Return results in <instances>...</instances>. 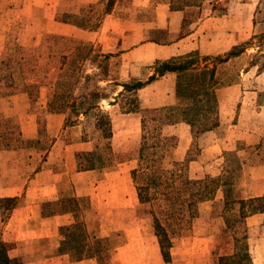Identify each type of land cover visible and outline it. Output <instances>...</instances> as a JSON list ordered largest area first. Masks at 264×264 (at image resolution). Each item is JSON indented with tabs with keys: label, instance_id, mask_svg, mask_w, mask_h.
Instances as JSON below:
<instances>
[{
	"label": "rangeland",
	"instance_id": "374dc122",
	"mask_svg": "<svg viewBox=\"0 0 264 264\" xmlns=\"http://www.w3.org/2000/svg\"><path fill=\"white\" fill-rule=\"evenodd\" d=\"M161 2H169L170 9L185 10L179 26H168L167 9ZM38 4L40 14L45 8L46 16L55 9L61 21H71L79 30L71 36L40 34L37 45H22L16 37L9 39L0 61V97L19 89L29 92L28 100L18 103L23 107L29 103L28 113L37 114L39 140L32 144L21 137L20 115L16 113L0 120V147L22 148L19 154L25 158L31 157L29 152L35 147L39 149L33 154L37 160L57 137L90 141L91 150L76 154L77 170L98 169L99 173L82 178L85 186L95 179L97 182L87 188L94 195L85 197L80 217L87 221L95 217L144 218L130 224L120 221L119 242L112 239L113 244L126 248V232L136 231L135 248L138 250L139 244L145 251L129 256L125 264H238L239 250L243 252L245 244L253 264H264V221L249 228L238 218V205L225 206L224 193H220L229 187L228 200H235L264 192V0H40ZM157 14L165 26L151 29L149 41L159 39V43L170 44L171 37L194 33L183 43L172 45L166 59H117V38L132 33L125 44L143 40L147 28L140 31L139 25H156ZM39 21L35 16L25 20L24 26L33 30L32 40L40 28ZM188 60L193 61L191 69L180 77L171 71L176 73L173 96H161L169 88L165 80L152 90L157 91L156 101H152L149 90L123 88L119 96L115 95L119 89L116 84L131 87L137 81L145 83L162 62ZM205 68L207 84L202 87L199 76ZM209 70L214 76L210 81ZM203 88L210 94L204 97L201 93L202 106L190 108L195 103L192 90ZM57 93L63 97L56 100ZM157 103L165 104L153 105ZM129 111L137 113L135 118L126 117ZM183 113L195 119L189 157L205 142L196 137L206 131H214L209 138L221 139V146L235 149L201 162L206 168L189 174L187 160L172 157L176 137L164 135L161 129L163 124L180 121ZM101 117L110 119L115 145L112 135L105 137L98 127ZM110 169L129 173V186L135 194L132 210L123 207L128 202L121 194L122 188L126 191L124 178L111 180ZM198 179L206 180L209 188L216 185L214 192L199 199L203 186L192 182ZM138 190L144 202L139 201ZM99 200L120 207H96ZM11 204V199L0 201L4 208ZM196 217L204 221L195 223ZM226 218L231 224H224ZM148 227L159 254L151 251L149 242L145 246ZM110 228L111 224L105 226L103 232ZM207 232L215 234L213 241L197 240ZM160 245L166 263L160 257ZM237 251L239 256L231 258ZM117 256L114 260L120 264L122 256L120 260ZM241 264L250 263L242 259Z\"/></svg>",
	"mask_w": 264,
	"mask_h": 264
},
{
	"label": "crops",
	"instance_id": "0c3cea01",
	"mask_svg": "<svg viewBox=\"0 0 264 264\" xmlns=\"http://www.w3.org/2000/svg\"><path fill=\"white\" fill-rule=\"evenodd\" d=\"M39 1L0 0V61L3 59V55L7 49V42H9L11 37H16V40L22 45H30L31 43L37 45L40 34L49 33L71 36L76 30H79L75 23L68 20L61 21L55 9L47 16L46 8L40 14V9L38 8ZM161 4L167 9L166 15L168 21L166 23H168V26L172 25V23L179 26L184 17L185 10L170 9L169 2H161ZM32 16L40 20L38 23L40 28L34 40H32V36L30 35L33 30L24 26L26 18H31ZM156 19V25H139L138 30L140 31L141 27L147 28L145 31L143 30V33L146 35L143 40H139L135 44L124 43L125 39L127 40L132 36V33H125L121 38H117V59L123 60V62L125 58L128 59L127 62L166 59L169 57L168 51L173 48L172 45L183 43L194 33H184L178 39L171 37L169 38L170 44L159 43L161 42L159 39H157L159 42L149 41L151 29L165 26L163 18L159 14H157ZM80 31L82 30L80 29ZM228 61L229 59L224 61V63ZM175 78L176 73L168 71L152 81L143 84L141 87L132 89V91L149 90L152 101H156L158 99L156 96L157 91L152 92V90L156 89L157 83L165 80L169 84V88L161 96L170 97L175 94ZM116 86L119 89H117L115 95L119 96L118 93L123 90V86L120 84H116ZM28 98L29 92L26 89H19L1 96L0 120L18 113L20 115L18 123L21 137L26 141L32 142V144H38L39 125L37 123V114L28 113L29 103H25V107L18 103V101L24 102ZM113 100L115 101V99ZM162 104L165 103L153 105ZM54 115V113H48V116ZM136 115L137 113L134 111L126 113L127 118H135ZM161 129L164 135L176 137V145L172 149V157L175 161L187 160V169L189 174L192 175L198 174L200 169L202 172L206 168V165L204 164L203 167L201 162L205 163L208 160L216 158L224 150L235 149V146L231 148L221 146L219 144L221 143V139L213 140L209 138L214 134V131H206L196 137L198 140L205 142L199 145L197 154L189 157L188 150L193 142L191 125L185 121H177L175 123L163 124ZM111 139V143L115 145L117 140L114 133ZM49 144L48 148L43 151L41 159L38 158L37 160L34 158V155H36L34 152H37L39 149L35 147H32L31 152H29L31 154L30 158H25L19 154L23 151L22 148H14L9 145L2 146L3 144L0 147V201L11 199L13 203L7 208L0 205V243L10 245V248L7 250V257L11 260V263L116 264L114 257L118 255L117 258L119 260L122 256V261L120 262L125 264L128 260L127 258L136 255L137 251L141 255L145 250L139 244H137L138 250L135 248L137 243L136 231H131L132 234H130V231L126 232L128 233L126 234L127 241H129L126 248L122 247L121 243L113 244L112 239L114 238L119 242L121 237L119 235L120 221L130 224L135 220L144 221V218L128 217L119 220V217L104 219L95 217L89 218L87 221L80 217V211L84 210L85 197L89 194L94 195V192H87V188H93L95 182H97L96 179L94 182L89 180L88 182H92V184L85 186L82 178L83 176L96 177L99 173L98 169L77 170L76 154L79 151L91 150L90 141L78 138L67 140L63 137H57L51 140ZM109 172L111 173V180L124 178L126 191L122 188L121 194L123 200H127L128 202L125 204L127 206L123 207L132 210L135 205V194L129 186V173L127 171L112 169ZM220 193L223 195V191ZM95 195L97 196V194ZM260 195H264V192L255 195H243L240 198H250ZM109 205L108 202L99 200L96 207L107 208ZM90 207L92 208V206ZM110 207L118 208L120 205L111 204ZM193 221L198 223L199 221H204V219L196 217ZM263 221L264 213L262 212L253 213L244 218V222L251 229ZM109 224H111V228L107 229V232H103V230H106L104 229L105 226ZM88 225H91V229L95 231L92 232ZM147 230L150 232L149 227ZM148 232L144 233L145 246L149 242L151 251H155L154 238L151 232ZM130 235L131 238L129 239ZM214 239L215 234L212 232H207L202 237H197L198 241L202 240L207 243ZM121 248L123 249L120 250ZM156 253L159 254V249L155 251V255ZM160 257H162L164 263L167 262L162 255ZM156 259L159 262L158 255ZM251 263H254L252 257Z\"/></svg>",
	"mask_w": 264,
	"mask_h": 264
},
{
	"label": "trees",
	"instance_id": "16d2710c",
	"mask_svg": "<svg viewBox=\"0 0 264 264\" xmlns=\"http://www.w3.org/2000/svg\"><path fill=\"white\" fill-rule=\"evenodd\" d=\"M192 64H193L192 60H188V61H185L183 63H178V64H170L167 61L162 62L161 66H159L158 69H155L154 73L151 74L147 78L145 83H148V82L152 81L153 79H155L156 77L163 75V73L165 71H176V72H178V76L180 77L184 72L191 69L190 66ZM207 70L208 69L205 68L204 73L201 74V77L199 76L200 80L202 81V84H201L202 87H205V85L207 84L206 83V73H207L206 71ZM209 71H210V76L208 78L210 81V80L214 79V76H213V70H209ZM145 83L137 81L131 87H129L127 84H122V86L125 90L127 88L136 89V88L141 87ZM179 84L180 83H177V88H176L177 94H179V92H180V85ZM201 93L203 94L204 97H207L210 94L208 88H203L202 90L201 89L192 90V98L195 99V103H193L192 104L193 106L191 105L190 108H194V110H196L197 107L202 106L201 104H203V100H200V98H199V97H201V95H200ZM61 97H63V94L57 93V95H55L56 100L61 99ZM200 101H201V103H199ZM178 120L185 121V122L189 123L191 125V127H194L195 119H193V116L189 117V116H187L186 113H183V115ZM170 121H172V120H170ZM98 127H100L102 129L105 137H107V138L111 137V135H112L111 121L109 118L101 117V119H99ZM205 129L203 128V130H205ZM133 173H134V171H133ZM192 182L197 184V185L203 186V188H202L203 192H201V190H200L198 193L199 199H203L205 197H208L207 195H209L211 192L213 193L214 190L216 189V185H215V188H214V186L209 188V183L206 182V180H199L198 179V180H195ZM223 193H224V198L226 199L224 202V205L228 206V205H232V204H237L238 205L237 214H238V218H240L241 220H244V218L250 214L257 213V212H264V195L254 196V197H250V198H240L239 197V198H235V200L234 199L228 200L229 195H231V188H229V187H227L226 189L224 188ZM137 194H138L139 201L144 202L145 199L142 198V194H141L140 190L137 191ZM225 224L226 225L231 224V221L227 220V218H226ZM9 248H10V245L0 243V264H12L11 260L7 257V250ZM237 249H238V246H237ZM242 250H243V252H241L239 250V253L241 255H240V257H238L237 263L241 264L242 259H243L244 262L246 260L248 263L251 264V257L249 255L248 248H247L246 244ZM160 251H161V254L163 255L164 259L168 260V259H166L167 256L165 255V253H163V246L162 245H160ZM234 256H239L238 251L235 252V254H233V256L231 258H233Z\"/></svg>",
	"mask_w": 264,
	"mask_h": 264
}]
</instances>
